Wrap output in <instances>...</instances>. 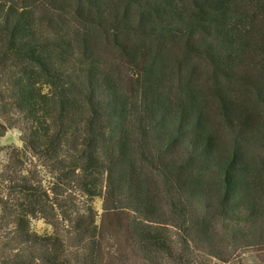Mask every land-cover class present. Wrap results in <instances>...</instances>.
Segmentation results:
<instances>
[{
	"label": "trees",
	"instance_id": "16d2710c",
	"mask_svg": "<svg viewBox=\"0 0 264 264\" xmlns=\"http://www.w3.org/2000/svg\"><path fill=\"white\" fill-rule=\"evenodd\" d=\"M9 130L0 264H264V0H0Z\"/></svg>",
	"mask_w": 264,
	"mask_h": 264
},
{
	"label": "rangeland",
	"instance_id": "374dc122",
	"mask_svg": "<svg viewBox=\"0 0 264 264\" xmlns=\"http://www.w3.org/2000/svg\"><path fill=\"white\" fill-rule=\"evenodd\" d=\"M1 147H21L20 142V133L17 130H9L6 136L0 141ZM96 208L101 213L102 212V204L101 202H96ZM31 229L33 232L43 235L47 233H51V228L42 220H33L31 223ZM243 264H252L250 260H252L251 256L248 255L245 258ZM238 264V263H234Z\"/></svg>",
	"mask_w": 264,
	"mask_h": 264
}]
</instances>
